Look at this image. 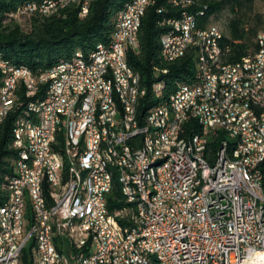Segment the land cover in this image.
I'll return each instance as SVG.
<instances>
[{
  "label": "bare ground",
  "instance_id": "bare-ground-1",
  "mask_svg": "<svg viewBox=\"0 0 264 264\" xmlns=\"http://www.w3.org/2000/svg\"><path fill=\"white\" fill-rule=\"evenodd\" d=\"M93 1L86 0V8L80 14L81 16L88 13L89 6ZM156 1L143 0L136 4V10L133 12V23L136 27L135 51L139 49V30L143 17L147 9ZM170 1L175 6L181 7L182 11L177 16H171V20L166 23L167 33L165 31L162 34V36L166 35V39L161 36L162 57L168 62H174L194 49L197 53L195 75L207 77V69H209L210 81L214 82L202 86L201 92L190 94L185 104L179 107L178 128L170 129L172 119L167 116L177 113V89L169 98L162 99L163 83L158 82L153 85L152 92L155 99L160 98L161 100L151 105L144 114L147 115L143 123L146 142H144L143 136H136V139L127 138V144L124 141V123L142 122L143 116L139 114L138 108L142 98L147 96V90L141 84L140 74L128 63L130 35L119 37V26H123V19L126 18L128 10L134 6L135 0H126L123 8L118 12L115 28L109 42L98 43L89 53L78 50L70 58L59 61L51 68V70L63 66L69 70L89 68L98 59L102 45H117L118 42L117 64L115 61H107L108 71H112V73H105L104 89H97L93 93V149L96 150L98 166H102L105 188L101 192L102 219L108 227H111V233H115L116 242H120L122 251L132 252L134 263L139 264H169L164 261L160 246H158L160 235L147 234L149 233L147 223L152 220V213H148L149 201H155V195H159L157 196V205L170 207L174 205V199H181V190L165 192L164 179L160 173L167 169L168 159L166 157L155 159V156L173 154L176 150V142L182 145L183 150H190V148L199 150V145H207L209 141L211 143L212 140L217 139L218 147L216 150L209 149V155H205V165L220 164L219 156H221L222 148L226 143V151L230 152L231 155H237L235 157L225 156L226 170L238 171V182H245V178H248L249 162L245 161L244 158H250V150L238 147V141H243V133L235 132V125H228L230 123L229 113L236 109V104L241 99V91L239 87H236L239 86V78H227L226 83H224L219 67H237L238 71H246V66H251L252 57L258 56L260 51H264V37H259L258 50L249 60L223 63L222 37L214 38V33H210L214 28L216 34H223L220 28L216 25H209L204 29L199 27L198 18L204 12L187 10L194 0ZM83 2L84 0H61L57 6H50L46 9L38 7L52 5L54 0H46L43 3L28 2L19 7L11 16L31 15L35 12L49 14L56 11L57 8L68 5L80 7ZM32 5L34 7H30ZM180 21H190L191 29L204 36L199 40L188 41L183 46V53H173L168 56L167 54L176 49L179 28H175V23ZM161 24H165V18ZM213 47L215 49L214 62H211L212 52H209V49ZM0 64H3V68H0L3 74L0 86L1 113L2 104L3 107L22 104L16 94L20 86L25 85L27 93L38 92L39 84L43 83V80H32L31 76H23L24 85H13L12 90L7 95L12 76L18 72H30L31 70L25 65L8 63L1 55ZM117 65L119 69H117ZM119 71L125 75L126 82L120 77ZM163 71L166 73L167 70ZM92 85L101 87L99 76H92ZM115 90L127 93V106H121L120 102H113ZM84 91H86V83L73 85V92ZM245 91H260L259 82L246 83ZM261 92L262 94L253 95V104L256 106H264V85H261ZM49 98H53V91H46V98L30 100L25 113L17 120L13 132V147L18 150V155L12 160L13 172L3 187V198L0 200V264H9V257L6 256V251L9 250V234L1 233V231L11 232L12 230V236L18 240V243H30V219L27 216V212H29L28 198L27 194H20L19 198L16 197L18 179L14 177H21L23 163L20 162L23 160L24 168L37 169L40 132L37 127H32V121H42V118L45 117V107L49 106ZM105 105H111L107 113ZM210 106L215 111V117L209 121L207 130L202 132V124L198 120H200L204 110ZM33 109H35L34 112ZM240 112H251V105H240ZM9 113L5 112V117L0 119V125ZM79 120V107H71L69 110L70 124L78 125ZM155 120L161 125L155 126ZM67 121L68 114L66 111H58L53 116L51 120L52 139H49L48 142V157L54 160L55 167H57L59 187L57 188V182L53 176H46V172L37 174L38 196L42 213L47 219V249L50 251L51 258H49L45 246V222H42L41 219H33L32 228L35 231L32 237V256L34 264H71L67 252L60 251L56 245V240L63 238V230L61 219L58 211L54 209L52 198L70 196L74 184L76 192L71 196L70 210L75 213L69 217L70 238L72 243L82 244L84 235H91V228H83L88 222L89 209H91V192L97 191L93 168H86V163L89 161L87 141L91 139V132H82V139H78L77 157H72L71 152L63 150V146H65L67 136L69 139H77V130L76 128H67L66 131ZM191 122H193V126L187 132L186 125ZM20 142H23V148H20ZM141 152L145 164L140 163L134 154ZM205 165L201 164V160H194V190L187 195L186 205L199 204L204 200ZM115 177L120 183L121 192L128 205L111 213L108 209L107 197L113 189ZM143 186L147 188L145 192ZM242 197L247 198V200H254V193H250L249 188H242ZM29 202H37L36 192H29ZM83 203L84 207L81 208ZM262 207L264 208V199L262 200ZM16 208L17 216L14 210ZM16 225L17 228L13 229ZM74 249V253H82L78 257L77 264H98L95 253L99 252V238H92L90 245L84 247V251L83 246H74ZM21 263L22 258L11 261V264ZM103 264H110V260H103ZM224 264H232V259L224 258Z\"/></svg>",
  "mask_w": 264,
  "mask_h": 264
},
{
  "label": "built area",
  "instance_id": "built-area-1",
  "mask_svg": "<svg viewBox=\"0 0 264 264\" xmlns=\"http://www.w3.org/2000/svg\"><path fill=\"white\" fill-rule=\"evenodd\" d=\"M61 0H54L52 5L38 7L46 9L50 6H57ZM143 0H135L134 6L128 10L126 18L123 19V26H119V37L130 35V52L135 51L136 27L133 23V12L136 10V4ZM30 7H34L33 5ZM86 8V0L81 3L80 14ZM159 12H162L160 10ZM171 20L165 17V24ZM175 28H179V37L173 53H183V46L190 40H199L204 35L191 29L190 21H180L175 23ZM167 33V31H166ZM210 33L215 37H223V34H216L214 28ZM166 39V35L162 36ZM259 37H264V30L258 33ZM118 45V42H117ZM117 45L104 44L101 46V53H98V59L93 62L89 68L69 70L66 66L57 67L48 71L41 78L30 72H18L12 76L9 81L8 93L12 90L13 85H24L23 76H31L32 80H43L48 83L46 91H53V98H49V106L45 107V117L42 121H32V127H37L40 132L39 151L37 152V169L29 170L24 168L21 177L18 179V192L27 194L29 208L33 219H41L45 222V246L49 258L50 251L47 249V219L42 213L41 203L38 196L37 174L46 172V176H53L59 187V177L57 176V167L53 159L48 157V142L52 139L51 120L58 111H66L68 121L65 125L67 128H76L77 139H69L65 142L63 150L71 152L72 157H77L78 139H82V132H91V139L87 141L89 145V161L86 168H93L94 183L97 184V191L91 192V209H89L88 222L83 228H91V235H84L82 244H74L70 238L69 217L75 213L70 210V200L72 194L76 192L74 184L71 188L70 196L52 198L54 209L58 211L61 219L63 238H66L74 246L90 245L92 238H99V252L95 253L98 264H103V260H110V264H139L134 263L132 252H123L120 242H116L115 233H111V227L105 224L102 219V199L101 192L104 188L102 166H98L96 161V150L93 149L94 125L92 119V101L93 93L97 89H104L105 73L108 71L107 61H115L117 64L118 52ZM223 55L227 49L223 48ZM212 52L211 62H214V47L209 49ZM219 65V64H218ZM264 51H260L258 56L252 57L251 66H246V71H238L234 68H220V75L226 83L227 78H239V90L241 99L236 104V109L229 113L230 123L235 125V132L243 133V141H238V147L244 150H250V158H244L249 162L248 178L245 182H238V171L226 170L225 156L235 157L226 151V143L221 151L220 164L205 165V155H209L211 144L199 145V150H183L179 142H176V150L173 154L164 156L168 159L166 170L160 173L164 179L165 192L170 190H181V199H174V205L170 207H161L157 205V196L155 201H149V211L152 213V220L147 223L149 233L160 235V252L165 262L169 264H224V258H231L232 264H264V208L262 200L264 199V189L262 186L264 179V106L253 104V95L262 94L261 85H264ZM3 68V64H0ZM117 69L118 65H117ZM120 77L126 82V77L119 71ZM92 76H99L101 87L92 85ZM250 82H259L260 91H245V84ZM76 83H86V91L73 92V85ZM210 81L209 69L207 77L195 75L191 83H180L177 87V113L175 115H166L172 119L170 129L178 128V109L185 104L190 94L201 92V87ZM25 87V85H24ZM223 92L224 89H223ZM38 92L27 93V96H36ZM264 96V95H263ZM44 98H46V93ZM4 100V98H3ZM120 102L121 106H127L128 97L126 92H114V101ZM112 102V105H113ZM250 104L251 112H240V105ZM18 106L3 107L1 106L0 119L5 117V112H11ZM111 105H105L106 113ZM71 107H79L80 120L78 125H71L69 122V110ZM35 109H33L34 112ZM130 114V113H128ZM145 116L140 123H124V141L127 144V138L143 136L146 138L143 130ZM215 117V111L212 106L206 108L201 116L199 123L202 124V132L207 130L209 121ZM161 125L155 120V126ZM20 148H23V142H20ZM139 162L145 164L144 156L141 153H134ZM194 160H201V164L206 166V186L204 188V200L199 204L186 205L187 195L194 190ZM76 174V173H75ZM140 175V174H139ZM141 184L142 180L140 179ZM48 187V186H47ZM144 192L146 187H144ZM242 188H249L250 193H254V200H247L242 197ZM29 192H36L37 202H29ZM84 207V203L81 208ZM17 216V208L14 209ZM30 220V243L34 235ZM17 228V225L13 229ZM9 234V250L6 256L9 257V264L12 260L22 258L24 248L29 244H20L18 240ZM82 253L68 254L69 262L77 264L78 257ZM49 264V263H48Z\"/></svg>",
  "mask_w": 264,
  "mask_h": 264
},
{
  "label": "trees",
  "instance_id": "trees-1",
  "mask_svg": "<svg viewBox=\"0 0 264 264\" xmlns=\"http://www.w3.org/2000/svg\"><path fill=\"white\" fill-rule=\"evenodd\" d=\"M46 0H0V55L8 63L27 66L37 78H41L59 61L70 58L76 51L89 53L100 43L109 42L115 28L116 16L123 8L126 0H94L88 13L80 15L79 7L68 5L57 8L49 14L35 12L28 17L25 25L11 16L19 7L28 3H43ZM255 0H194L187 10L204 12L199 16V27L210 25V18L228 9L233 16L227 24V33L223 34L221 45L227 49L222 56L223 63H236L249 60L258 50L257 36L264 25L261 15H256L247 28L249 16ZM170 0H157L149 7L143 17L139 30V49L128 53V63L140 74L141 84L147 90L138 108L144 116L146 110L160 101L153 97V85L162 82V99L172 95L180 83H191L197 68L196 50H190L185 56L168 62L161 55V36L167 27L161 24L165 17L177 16L182 10ZM162 10V12H159ZM11 16V17H10ZM196 53V54H195ZM163 70H167L164 73ZM3 74L0 70V86ZM48 83L39 84L36 96H27L24 86L16 91L20 106L11 111L0 125V200L3 198V187L12 175V160L18 155L14 146V130L16 122L25 113L27 104L35 98H43ZM154 98V99H153ZM25 106V108H24ZM193 122L186 125L190 131ZM211 148L216 150L218 140L211 141ZM264 172V168H263ZM264 189V179L262 183ZM108 209L111 213L128 205L121 192L117 177L112 191L107 197ZM27 216L32 220L30 208ZM60 251L70 254L75 251L66 238L56 240ZM32 242L23 250L21 264H34Z\"/></svg>",
  "mask_w": 264,
  "mask_h": 264
},
{
  "label": "rangeland",
  "instance_id": "rangeland-1",
  "mask_svg": "<svg viewBox=\"0 0 264 264\" xmlns=\"http://www.w3.org/2000/svg\"><path fill=\"white\" fill-rule=\"evenodd\" d=\"M245 14L249 16L247 28L252 25L256 15H261L262 20L264 22V0H255L251 10H247ZM232 16L233 14L228 9H225L222 12L215 14L210 18V25L218 26L220 30L223 32V34H225L228 32L227 24ZM27 20L28 17H23V16L16 17V21L23 25L26 24ZM263 30H264V25L261 26L259 32Z\"/></svg>",
  "mask_w": 264,
  "mask_h": 264
}]
</instances>
